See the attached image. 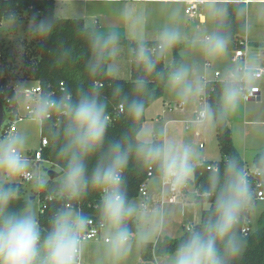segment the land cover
Segmentation results:
<instances>
[{
	"label": "clouds",
	"instance_id": "obj_1",
	"mask_svg": "<svg viewBox=\"0 0 264 264\" xmlns=\"http://www.w3.org/2000/svg\"><path fill=\"white\" fill-rule=\"evenodd\" d=\"M208 12L212 19L223 18L227 15V8L218 5L216 0H209ZM124 18L127 19V13ZM32 30L35 34L46 36L52 30V23L48 19L37 22L33 18ZM119 39L116 33L93 38L94 60L89 66L93 75L101 70L103 60L116 55ZM185 40L173 16V22L161 30L154 48L138 40L137 47L133 49L135 61L145 75H151L157 64ZM191 43L198 45L208 59L216 60L226 53L229 39L222 33L212 32ZM108 71L112 73L111 66ZM192 71L188 65L180 64L166 76V86L182 103L203 92L200 83L193 79ZM255 75V70L248 65H237L228 71L221 97V119L235 112L241 99L242 85L250 82ZM146 84L143 78L134 81L136 92L142 93ZM121 91L117 86L115 92L120 94ZM125 103L133 119L138 120L143 115L144 104L140 99L129 101L125 97ZM53 110L65 118L63 142L58 153L65 166L58 194L69 200H78L89 187L101 193L99 215L101 223L109 230L105 254L111 264H120L131 250L133 238L138 244H146L164 226L163 213H157L158 223L147 231L133 234L129 230V220L139 218L148 211L147 202L137 204L127 198L123 173L130 155L134 154L145 165H155L160 182L172 191H180L187 187L194 174L198 160L196 150L190 144H177L175 141L163 145L151 141L133 144L124 139L111 141L101 152L110 118L106 104L96 92L81 89L76 99L68 91L58 100L43 96L33 109L32 122L42 125ZM213 118V111L206 106L194 123L202 125ZM26 143L27 138L20 133L0 141V173L7 177V183H0V264H80L83 234L89 223L85 215L70 207L59 210L42 237L31 203H26L22 209L11 210L20 197L15 186L17 179L33 180L37 188L46 186L43 177H34L29 172ZM98 153L99 157L89 174L88 161ZM251 172L264 178V156L253 162ZM249 175V171L235 157L224 162L223 175L219 171L213 172L209 178L210 186L202 197L205 200L214 197V203L199 226L191 228L178 244L171 264H233L242 254L246 240L236 229L244 213L253 206Z\"/></svg>",
	"mask_w": 264,
	"mask_h": 264
},
{
	"label": "trees",
	"instance_id": "obj_2",
	"mask_svg": "<svg viewBox=\"0 0 264 264\" xmlns=\"http://www.w3.org/2000/svg\"><path fill=\"white\" fill-rule=\"evenodd\" d=\"M218 5L227 8V15L223 18L216 19L215 32L226 35L229 39V48L244 49L245 37L247 35V5L245 2H225L218 1ZM56 0H0V26L6 20L12 18L42 20L48 19L52 23V30L46 35L41 36L33 32V40L28 44L24 41L27 52L22 57L24 68L23 76L19 77L12 62L4 61L5 78L4 83L10 81H34L39 82L44 89V95L50 98L51 94L54 99H60L64 93L60 91V83L64 82L68 92L76 99L78 92L83 89L86 92H96L99 98L107 106V115L110 118V125L106 132L105 143L101 152L106 150L108 144L115 140L127 139L130 143L141 142L138 139L139 133L142 131L146 121V110L157 100L164 96L166 88L167 73L174 67L183 64L182 50L184 44L180 43L173 48V64L169 67L165 66V57L157 64L155 72L151 75H145L141 66H139L132 53L131 63V79L129 81L115 78L109 74L108 67L112 61V57L107 58L101 63V70L93 75L89 69L90 64L94 60L92 51V40L96 36L91 27H87L84 19H67L60 18L55 12ZM116 33L120 37L118 48L129 47L135 49L137 42L130 41L126 36ZM106 36V35H105ZM149 48H154L155 42H144ZM145 79L147 81L146 88L142 93H137L134 81L137 79ZM226 80L206 81L204 86V94L201 95L214 113V122L216 130V139L221 153L220 161H203L196 165L194 171L193 185L197 190L195 201L200 204L208 203L210 206L214 203V197L205 200L202 193L209 188V178L215 170L209 169L210 166H219L217 171L223 175L224 162L235 157L241 166L246 170H250L246 162L243 161L241 155L235 147L233 139V131L229 124L227 116L220 118V110L222 108L221 97ZM119 86L121 93L117 94L115 89ZM8 95L14 112L19 107L17 96L13 88L8 89ZM125 97L127 100L140 99L144 104L143 115L138 119H133L126 110ZM9 106V105H8ZM9 112V108H7ZM60 117V124L54 125V121ZM4 125V129L0 136H6V130L16 121L14 113L8 114ZM65 125L64 116H58L52 121L45 122V134L50 139V145L44 150V159L51 162L54 166L60 168L63 172L65 162L60 159L58 153L63 142V128ZM152 142L161 144L158 140ZM264 156V151L258 153L253 162ZM99 157L94 156L88 161L87 167L89 174L95 166ZM152 173L150 179L159 177L158 169L155 165L148 166L137 160L135 155L129 157L127 167L123 173L124 187L127 192L129 202L138 198L139 190L142 183L148 179L149 173ZM251 187L253 190V206L259 201L256 199L258 184L262 183L264 189V178L249 176ZM60 177L46 182V186L39 188V198L42 202L38 221L41 228L42 237L50 227L52 217L61 209H65L69 204L72 209L82 213L88 219H93L97 223L101 222L99 215V205L101 201V193L91 187L78 200H69L58 194ZM7 183V182H1ZM33 183V182H29ZM15 186L19 189L20 197L13 205V211L22 209L26 203H31L32 197H27V191L23 183L15 182ZM252 206V207H253ZM210 209V207H209ZM209 209L203 210L201 213V221L208 215ZM251 209V208H250ZM244 213L240 224L237 226V233L246 240L245 248L242 254L233 262V264H264V213L258 219V227L252 229L247 225V220L251 215V210ZM198 225L194 227H198ZM249 226L251 231L245 235L243 228ZM129 230L135 234L138 232V222L136 218L129 220ZM193 227V228H194ZM188 230L178 238L159 237L156 242H148L141 244L142 261H153L156 258H164L173 255L178 244L187 236Z\"/></svg>",
	"mask_w": 264,
	"mask_h": 264
},
{
	"label": "rangeland",
	"instance_id": "obj_3",
	"mask_svg": "<svg viewBox=\"0 0 264 264\" xmlns=\"http://www.w3.org/2000/svg\"><path fill=\"white\" fill-rule=\"evenodd\" d=\"M88 9L90 13L93 14L96 10V6L93 3L83 4L80 2H58L56 15L60 18L67 19H83L82 16L86 14ZM251 19L249 22V43H246L247 48V65L249 64L252 68L263 65V59L259 56L264 51V8L258 5H251ZM179 13V12H178ZM176 14V13H175ZM208 15L207 24L203 27V30L194 38H203L209 33L215 32L216 19H212ZM182 26L184 23L183 15L181 13L175 15ZM37 22L39 20H36ZM32 20L27 19V16L22 19L12 18L6 20L0 26V57L4 65V61L12 62L14 67H17L15 73L21 77L24 73L23 64L21 62L23 55L27 52L24 41L28 44L33 40V30H32ZM92 21L88 24L91 25ZM113 31L96 30V36H105ZM121 34L120 32H117ZM123 35V34H121ZM193 39H190L188 47L185 52V63L188 65L192 71V77L195 81L199 82L203 88L204 94L205 82L213 80H227V73L230 69L237 65H245L244 61L240 63H235L233 61V56L235 54L234 49L227 47V51L224 56L220 59L210 60L201 51L198 45L193 46L191 43ZM131 50L130 48L126 49ZM125 53V52H124ZM133 51L131 52V54ZM210 63L211 66H207ZM173 64V49L166 55V65L167 67ZM215 72H219L221 77L216 78ZM130 78H128V81ZM36 82H18L17 98L19 100L21 111L25 112L26 97L23 94V88L25 86H33ZM256 85L261 89L260 100L247 101L241 94V99L239 101V106L229 114V124L233 131V138H235L236 146L242 150V159L249 166L250 170L253 165V159L258 154L264 151V79L256 81L252 79L249 82V86ZM200 95L194 97L187 103H183L182 112L181 108L177 107V104L181 101L177 96L171 92L168 87L165 88V93L163 98L153 106L151 109V114L146 119L142 131L138 135V139L141 141H153L158 139V141L165 140L175 141L177 144H190L192 145L197 153L198 160L207 155L209 160L220 161L222 156L219 152L218 141L216 140L215 132V122L212 119L211 122L202 124L203 126H197L193 122L197 120V116L193 114L195 109L197 112L202 111L206 106L209 105L204 102ZM182 103V102H181ZM166 106H165V105ZM195 105H197L195 107ZM165 106V107H164ZM165 109V113L163 112ZM161 114V115H160ZM161 116V119L159 117ZM146 117V115H145ZM157 120V122H156ZM166 121L172 122L169 128L164 134V124ZM8 120L5 125L8 124ZM41 127L42 125L32 122V119H22L15 123V131L9 136H0V141H4L8 137L20 133L27 138V143L25 147L26 154L29 152H34L39 150L41 147ZM153 134H156L155 137ZM247 140V149L243 148ZM197 164V162H196ZM29 171H32L36 177H43L46 182H49L50 178L48 173L50 171H55L56 173H61L59 167L54 166L51 162H43L38 167H33L30 163ZM62 175L60 176V179ZM193 178V176H192ZM151 183H148V190L150 186L157 188V191H161V182L159 177H154L150 179ZM149 181V182H150ZM0 182H7V177L0 173ZM15 182L23 183L27 191V197H32V207L34 208L37 218L39 216L40 208L42 202L39 198V188L36 187L35 182L29 183L25 182L22 178L17 179ZM169 189L167 190L168 193ZM192 192V189H191ZM172 195V194H171ZM191 196V195H190ZM150 203L148 211L141 215L137 219L138 231H147L153 225H156L159 221V216L157 213H163L164 215V226L162 230L157 231L152 235L149 242H156L157 239L162 236H169L172 238L181 237L188 229V227L196 226L201 222V213L203 210L209 209L210 205L208 203L200 204L197 203L187 207H180L178 204H169L168 202L163 203L162 198L151 199V193H149ZM132 203H140V199H134ZM74 210V209H73ZM251 215L247 220V225L252 229L258 227V219L264 213V200L259 201L256 205L251 207ZM75 211V210H74ZM103 237L109 236V230L107 227L103 229ZM106 242L103 239H97L84 243L83 254H82V264H111L110 258L105 254ZM141 244H138L133 238L131 244V250L120 261V264H160L161 259H156L155 261H141Z\"/></svg>",
	"mask_w": 264,
	"mask_h": 264
},
{
	"label": "crops",
	"instance_id": "obj_4",
	"mask_svg": "<svg viewBox=\"0 0 264 264\" xmlns=\"http://www.w3.org/2000/svg\"><path fill=\"white\" fill-rule=\"evenodd\" d=\"M72 1L80 2L83 4H89V3L95 4L96 10L95 12H93V14L90 13L88 9H85V11L87 12L86 14L82 16V18L85 21L86 26L91 27L94 33L96 30L104 31L105 29L107 31L120 32L121 34L126 36L130 41L137 42V43H138V40H142L143 42L157 41L158 36L161 30L163 29V27L166 24L172 23L173 16H174L176 25L180 28V30L186 37V40L182 42L184 44V48L181 52L184 63H185V52H186L187 47L189 46L188 43H190V39L194 40V38L201 32V30H203V27L207 24V21H208L207 13H208V8H209V3H205L201 5L202 16H197V17L192 18L186 14V4L183 3L181 0H56L55 12H57L58 2H72ZM218 1L245 2L246 3L247 5V35L245 37V41L246 43H249L250 41L249 22L251 19L250 6L258 5L259 7L262 6L264 8V0H216V3ZM178 12L181 13V15H183L184 23L182 24V26L177 24V23H180L179 20L175 16L176 14L179 15ZM125 13H127V19L124 18ZM89 21H92L91 25L88 24ZM127 48L129 47L118 48L116 55L112 56V61L110 62L109 66H111L112 68V73L110 74L111 76L128 81V78L131 79L130 70H131V63H132V54H131L132 49L130 48L131 50L127 51L126 50ZM165 66L167 67L166 56H165ZM248 66L250 65L248 64ZM161 99L154 102L146 110L145 112L146 119L149 117L148 115L151 114V109L153 108V106L157 104ZM196 106L197 105H195V107ZM181 110L182 112L184 111V109H181ZM162 113H165V109H163ZM193 114L197 116L198 112L194 109ZM160 115L159 117L161 119ZM227 118H229V115H227ZM171 124L172 122H169V121L165 122L164 127H163L164 134L166 133L165 131L169 128ZM153 135L157 137L156 134H153ZM233 139H234V144H235V138ZM155 140H158V139H155ZM161 144L162 145L165 144V140L163 141V143L161 141ZM235 147L242 157V153H241L242 150L239 149L236 146V144H235ZM248 147H247V140H246L245 144L243 145V148L246 150ZM209 159L210 158L206 153L205 156L200 158V161H197L196 165L202 163L203 161H215V160H209ZM193 179H194V174H193V178L191 179L187 187H185L184 189L180 191H172L170 188L163 185L162 183H160L161 191H157L158 190L157 188H155L154 186H150L149 193H151V196H152L151 199L153 200V198H156V199L162 198L163 203L168 202L169 204H178L180 207H183V208L187 206H191V205L195 206V204H197V202L195 201L197 190L192 183ZM148 183H151V181ZM168 189L169 191L167 193ZM191 189H192V192H191ZM173 197H175V201L170 202V199ZM171 258H172V255L166 256L164 258H156V259H161L160 264H171Z\"/></svg>",
	"mask_w": 264,
	"mask_h": 264
},
{
	"label": "built area",
	"instance_id": "obj_5",
	"mask_svg": "<svg viewBox=\"0 0 264 264\" xmlns=\"http://www.w3.org/2000/svg\"><path fill=\"white\" fill-rule=\"evenodd\" d=\"M181 1L186 4V14L192 18L197 17V16H202L201 5L205 4V3H209V0H181ZM243 45H245L244 49L241 48V49H238L235 51V54L233 56V61L235 63H240L241 61H244L245 65H247L246 64L247 63L246 41H245V43L243 42ZM259 58L263 59V65L253 68L256 72V75L253 79L256 81H260V80L264 79V51L259 56ZM207 66H211V64L207 63ZM5 77L6 76H5V72H4V65H3L2 59L0 57V101L3 103V106L5 108L4 125L6 123L7 115L9 113L10 114L14 113V117L16 119V121H14L12 123V125L8 128V130H6V136H9L11 133H13L15 131V123L17 121H21L22 119H25V118L31 119L34 107L36 106L38 101L41 99V97H43L45 95H44L43 86L39 82H36L35 85H33V86H25L23 88V91H22L24 96L26 97V105L24 108L25 112L23 113L21 111V106H20L18 98H17V100H18L19 107L17 109V112H14L15 109L13 108V105L11 103V98L8 95V89L13 88V90L15 91L16 96H17L16 89L18 88V82H23V81H20V80H14L13 81L12 80V81L8 82L7 84H5L3 81V79ZM215 77L220 78L221 77L220 73L215 72ZM25 82H33V81H25ZM59 87H60V91L62 93H65V91H67L66 85L64 82H61ZM241 94L243 95L244 99L247 101L258 100L261 97V89H260V87H258L256 85L249 86V82H245L242 85V93ZM53 95L54 94H51L50 98L54 99L52 97ZM201 99L204 102H206L203 98H201ZM183 106H184V104L181 102L177 104L178 108L183 109ZM7 108L10 109L9 112H8ZM201 112L202 111L198 112L197 119L200 117ZM56 113L58 114V116H63L61 113L53 110L52 113L50 114V117L46 121L54 120V118L56 117ZM45 122L42 124V127H41L42 138H41L40 149L36 150L34 152H29L26 154L33 167L40 166V164L43 163L44 161L48 162L44 159V156H43L44 150L50 145V139L47 136V134H45ZM59 124H60V117H57V119L54 121V125L58 126ZM4 125H3V129H4ZM2 130H1V132H2ZM209 169L210 170L213 169V170L217 171V167H215V166H210ZM29 172L32 174V176L36 177V175L33 174L32 171H29ZM249 173H250L249 176L257 177L256 175L252 174L251 170H249ZM151 176H152V173L150 172L148 175V179L144 183H142V185L140 186L139 196L137 198V199H140V203L147 202L148 208H149V203H150L148 182L150 181ZM22 179L25 182H33V180H28L26 178H22ZM258 187H259V190L257 191L256 199L258 201H263L264 200V189H262V183H259ZM174 201H175V197L170 199V202H174ZM69 207L71 208V206L69 204H67L66 208H69ZM88 220H89V223L87 225L86 231L83 234V243L93 241V240H97V239H103L104 242L107 243L108 237L102 236L103 229L106 226H104L101 222L97 223L93 219H88ZM191 228H193V227L192 226L188 227V231ZM242 231L245 235H247L251 231V228L249 226H245ZM80 264H82V257L80 259Z\"/></svg>",
	"mask_w": 264,
	"mask_h": 264
},
{
	"label": "water",
	"instance_id": "obj_6",
	"mask_svg": "<svg viewBox=\"0 0 264 264\" xmlns=\"http://www.w3.org/2000/svg\"><path fill=\"white\" fill-rule=\"evenodd\" d=\"M4 122H5V108L3 106V103L0 101V132L3 129ZM61 175H63V172L56 173L55 171H50L48 173L50 181L59 178Z\"/></svg>",
	"mask_w": 264,
	"mask_h": 264
}]
</instances>
